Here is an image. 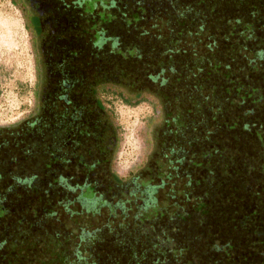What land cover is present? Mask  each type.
<instances>
[{"label": "trees", "instance_id": "obj_1", "mask_svg": "<svg viewBox=\"0 0 264 264\" xmlns=\"http://www.w3.org/2000/svg\"><path fill=\"white\" fill-rule=\"evenodd\" d=\"M22 1L30 9L29 27L33 30L40 47L44 80L48 77L50 68L44 62L45 58L41 52L43 43L39 37L38 28L43 30L44 24L50 22L57 30L62 26L68 29L65 30V39L60 40V43L65 42V48L60 47L58 55L55 56L57 62L61 64L52 66L59 74L56 83L59 85L60 92L56 98H49L47 105V98L39 96L38 120L35 117L33 125H29L30 131H27L30 136L35 133L38 138L45 137L46 134L49 135L48 138L60 136L65 139V141L62 139L59 145L48 144L46 147L50 154L47 162H50L53 154L60 155L65 152V168L54 167L52 170L43 171V174L58 169L63 171L55 173L49 186H55L72 195L80 194L78 199H68V202L80 201L88 205V211H92L90 208L92 203L89 202V198H83L81 188L95 182L99 184L98 177L102 176L104 167L110 165L117 144L109 147L108 140L111 135H108L105 127L98 128L93 114L94 98L88 93V87L91 84L117 86L137 96L144 93L151 94L159 100L163 112L162 125L156 129V132L162 131L164 134H169L174 140L184 136L186 138H182L179 147L164 149V142L162 139L160 142L158 140L162 132L157 135L155 140L158 141V147L161 146L163 155L162 159H159L161 162L156 163L155 168L158 172L165 173V177L152 181L145 193L150 192L152 198V195L159 193V190L169 181L171 189L168 188L165 199H172L173 204L182 200L181 204H184L188 212L191 209L196 212L195 196L199 193L203 196L207 194L206 201L210 200L208 186L215 182L212 178L214 177L215 180L216 172L212 173L209 169L208 175L206 169L192 167L190 157H196L200 160L199 165H203L202 162L206 163L202 158L203 154L212 150L215 155L211 164L213 167L217 162L225 161L229 152L230 157L236 156L235 162L239 160L243 162V169L246 170L245 173L249 179L248 184L243 185L247 195L235 201L250 205L248 208H251V211L248 214L243 213L241 218L236 212L229 216L226 228L210 226L205 221H200L196 223V227L201 228L203 232L193 234L190 238H180V223L176 221L178 218L174 219L172 226L166 228L168 226L166 224L167 232L164 229L161 236L159 235L163 243L154 241L137 231L134 232L137 234L133 236L141 235L145 242L149 241L148 243L152 245L151 249L157 254L156 264H264V231L261 230L263 223L261 219L259 220V217L264 216V147L257 135L259 131L264 133V0H208L209 5L206 8L203 4L197 5L196 0H173L175 5L170 6V9H167L168 4L164 3L168 2L167 0H162L160 5L152 0L147 7L146 16L141 17V22L135 27L128 26L120 15L125 11L129 12L132 1L126 7L118 4V9L114 13L119 16L112 24L103 26L100 42L99 38H94L92 34L84 38H75L77 29L89 31L87 21L84 17H79L74 9L77 7V0ZM126 8L129 10H125ZM181 8L186 11L181 12ZM67 9L70 11L68 16L70 25L64 27V22L67 20L63 13ZM162 13L163 16L173 14L172 19L176 14L179 15L176 16L175 23L170 22L166 16L165 22L157 24L158 19L163 21ZM198 13H201V17ZM34 17L38 18L37 23ZM53 34L55 39L61 37L59 33L56 36L55 33ZM129 49L137 50L134 58L123 57L127 55ZM120 53H123V56L119 55ZM213 65L223 66L234 78L239 77L244 85L257 88L261 95V102H257L258 97H256L255 100L246 99L240 106L233 104L237 90L229 91V84L226 81L229 74L221 73L214 76L212 80L206 81L203 78L205 74H209L207 68ZM229 77L232 80V76L229 75ZM42 86L41 92H43ZM60 96H65V99H61ZM105 113L103 114L107 117ZM64 116L65 120H63ZM165 117L172 122V118L181 120L184 127L181 130L167 128L169 124L164 125ZM40 124L44 126L34 130L35 126L38 127ZM58 124L65 127V132L57 131ZM102 133L106 135L105 143L100 141ZM115 133L118 135L117 127ZM247 144L253 147L250 148L253 149L254 154H244L243 147H247ZM32 146L36 148L35 145ZM33 150L29 148L27 152L30 153ZM178 151H182L179 156ZM17 161L19 158L11 163L18 166ZM88 165H95L92 174L87 168ZM71 168L83 173L85 180L83 184L74 180L73 175L65 176V169L70 174ZM84 169L88 172H84ZM180 171L182 174L179 175L183 176L182 185L174 180V176ZM202 171H207L206 175L201 176V179H207V185L197 186L191 178L201 180L196 175ZM109 174V177H115ZM0 176V206L6 208L7 216L9 209L6 202L9 197L11 198L13 190L18 187L30 190L37 188L39 176L38 174L18 176L11 175L9 172L1 173ZM61 179H65V183L54 182ZM156 180L160 183L156 184ZM233 191L241 193L239 189H233ZM178 193H182L179 199ZM46 199L51 203L48 206L49 209L46 208L47 202L44 204L37 202L35 209H39V212L35 215L34 221L21 216L17 221L18 236L14 239L10 238L11 236H4L0 240L3 244L0 243V249L6 250L11 256L17 258L31 251L36 255L41 246L36 241L43 244L49 238L55 239L60 234L64 236V242L61 245L55 239L57 243L51 242L53 245L51 249L54 251L56 247L58 251L61 249L69 253L72 238L75 236V248L71 249L72 252L76 251L73 253L75 255L81 252L83 247L87 252L93 250L94 246L100 242L103 232L115 235L122 231V226L117 225L123 220L113 224L108 220L94 221L99 211L89 213L90 215L75 213L65 208L67 204L63 201L56 198L53 201L49 196ZM153 200L158 204V197H154ZM229 202L232 200L229 199ZM111 203L115 204L113 201ZM124 205H121L124 207V212L132 209L129 205L128 207ZM253 205H257V208L255 209ZM44 210H50L52 216H46ZM65 210L76 226H69V228H75L76 234L81 233L79 236L73 234L71 229L64 234L67 226V224L65 226ZM120 213L119 217H124L122 210ZM126 214L129 216V212ZM114 219L117 220V217ZM47 220L56 227L54 232L43 228V223ZM19 222L34 225L33 228L39 226L42 230L33 234L34 229L30 226V230L24 232L25 228L23 229ZM81 228L90 230L88 233L91 235L83 237L85 230L81 231ZM94 229L97 230L94 231L95 233L92 231ZM154 237L157 238L158 235L155 234ZM135 240L139 241L142 249H135L132 258L134 264H140L148 244L146 246V243L137 237ZM173 251L179 252L174 254ZM86 259L89 258H81V260ZM85 264L90 263L86 260ZM128 264H133V261Z\"/></svg>", "mask_w": 264, "mask_h": 264}, {"label": "rangeland", "instance_id": "obj_2", "mask_svg": "<svg viewBox=\"0 0 264 264\" xmlns=\"http://www.w3.org/2000/svg\"><path fill=\"white\" fill-rule=\"evenodd\" d=\"M130 1H132L130 10L127 8L125 9L129 10V12L125 11L120 15L123 16L122 18L128 26L133 25L135 27V25H139L141 22V17L146 16L147 7L152 0H77V7H74V9L79 17H84L85 21H87L89 31L77 29L78 31L75 33V38H84L92 34L94 38H99L98 41L100 42L102 38L100 34L102 33L101 30L104 28L103 26L112 24L117 20V16H119L114 13V11L118 9V4H122V6L126 7ZM154 1L159 5L162 4V0H153V2ZM167 1L168 2H164L168 4L166 7L167 9L175 5L173 0ZM196 4H203L205 8L209 5L208 0H196ZM184 11L186 10L181 8V12ZM29 15L30 9L27 5L25 6L23 4L22 0H0V142H2V148L0 150V170L4 174L7 172L11 175L16 174L18 176L38 174L40 177L37 179V188L34 187L33 190L22 187L13 190L11 198L9 197L6 202V206L9 209V214L7 216L6 214L8 211L6 208L0 206V240L4 236H11L10 238L12 239L16 238L19 233L17 228V221L19 218L22 216L28 220L34 221L35 215L39 212V209H35V207H37V202H42V204L46 203L47 196L52 200L56 198L63 201L64 204H67L65 208L71 212L90 215L99 211L94 221L97 219L100 222H102V220H108L112 224L113 222L119 223V221L122 220L123 222L117 225L122 226L120 234L114 235L103 232L100 236V242L94 246L95 248L91 251L87 252L86 248L83 247L81 252L73 255V253L76 252H72L71 250L75 248V236L72 238L73 242L71 243L70 255L68 251L61 249L58 251L56 247H54L53 251L51 249L53 248L51 242L57 243L55 239H57L61 245L62 242H64V236L62 237L58 234L57 238H49V240L45 241L43 243L45 245L40 241H36L38 245H41L36 255L31 251L29 254L21 255L20 258L14 256L13 258L19 261H15L14 263L9 262V264H18V262L20 264H85L86 260L90 264H128L131 261H133L134 264L132 258L133 251L135 249L139 250V248L142 249L139 241L135 240V238L137 237L143 242L145 241L144 237L141 235H138L140 236L138 237L133 236V234L143 233L154 241L158 240V242L163 243L159 235L161 236L166 224H168L166 228L173 225L172 223L175 218H178L176 221L180 223V238H190L193 234H201L203 232L201 228L196 227V223L200 221H205L210 226L226 228L228 217L235 212L238 213L239 218L242 217L243 213H250L251 208H248L250 205L235 201V199L244 198V195H247L245 194L246 191L244 192L243 185L248 184L249 179L246 176V170L244 171L243 169V162L240 160L235 162L236 156L233 155L230 157L229 152L226 160L217 162V164L213 166L214 168L211 165L215 156L212 150H210L209 153L203 154L202 158L206 161V163H201L203 165H199L200 160L196 157H190L192 167L196 169H206L208 175L210 173L209 169H211L212 173L216 172L215 180L214 177L212 178L215 182L208 186L210 200L206 201L208 197L207 194L203 196L197 192L199 194L195 196L196 212L193 209L188 212L184 204H181L182 200L174 202L173 204L172 199H165V194L170 187L169 181L167 180V183L165 181L166 188L162 187L159 193L152 195V198L150 192L145 193V190L150 188V183L152 181L165 177V173L162 171L158 172L157 168H155L156 163L161 162L159 159H162L163 155L161 146L158 147V141L155 140L157 135L162 132H156V129L160 127L163 122L162 106L159 100L151 94L144 93L137 96L128 92V90L109 84L106 86L91 84L88 87V93L92 95L95 102L93 114L96 117L98 128L105 127L108 135H111L108 140L109 147L117 144L110 165L108 164V166H105L102 176L98 177L99 184L95 182L81 188L83 198H89V202L92 203V207H90L92 211H88V205L86 206L84 203H80V201L68 202V199H78L80 194L72 195L67 191L59 190L55 186H49V182H52L53 177L56 175L55 173H62L63 171H58V169L57 171L53 170V172L51 171L44 174L43 171L52 170L54 167L65 168V152L60 155L57 153L53 154L50 162H47L50 154L46 147L48 144L59 145L62 139L64 141L65 139L60 136L48 138L49 135L47 136L46 134L45 137L38 138L35 136V133L33 136L27 133V131H30L31 127L29 124L34 121L35 117L38 120L39 96L44 93V87L42 86L44 80L42 57L40 55V47L37 38L33 30L29 27ZM178 15L179 14H176L172 19L173 14H166L168 20L172 23L176 22V16ZM166 16H163L162 13L161 17L163 21L158 19L157 24H159V22H165L164 19H166ZM198 16L201 17V13H198ZM65 19L67 21L64 22V27L70 25L68 23L70 17L69 20L68 18ZM212 49L214 50V47ZM72 54L77 55L76 53ZM119 55L123 56V53ZM136 55V49H129L127 55L123 57L129 59L134 58ZM207 72L209 74L202 75L205 81L208 79L212 80L214 76L221 75V73L222 75H225V73L229 74L227 69H224L223 66L220 65L210 66L209 69L207 68ZM229 75L232 76V80H230L231 77H229ZM229 75L226 79L229 84V91L233 89L237 90V96L233 104L240 106L246 99L255 100L256 97H258L257 102H261V95L257 88L244 85L239 77L234 78L232 74ZM46 80L44 82H46ZM41 86L43 92H41ZM226 106H228V103H226ZM103 113H105L107 117H105ZM63 120H65V116ZM172 120L173 122L167 120L165 117L164 125L166 126L169 124L167 128H174L175 130H181L184 127L181 120L177 118H172ZM43 126V124H40L38 127L36 125L34 130L41 129ZM57 126V131L65 132V127H62L63 125L61 126L58 124ZM115 126L118 129V135L115 133ZM191 134L193 136V133ZM257 135L264 147V133L262 134L259 131ZM102 136H104V138ZM182 138L185 139L186 137H179L177 140H174L173 136L162 132L158 140L160 142L162 139V142H164L163 148L167 149L179 147ZM100 141L104 143L107 141L106 135L103 133ZM32 145H35L36 148ZM250 147L248 144L247 147H243V149H245V155L247 153L250 155L254 154L253 147ZM29 148H33L34 150L29 153L27 152ZM181 152L182 151H178V156ZM232 152L234 153V150H232ZM18 158V166L11 163ZM93 167H95V165L87 166L91 174L93 173ZM12 168L13 170L11 171ZM71 170L72 172L68 174V171L65 169V176L71 177V175H73L74 180H78L80 184H83L85 182L83 173L75 171V168H71ZM88 170L84 169V172H88ZM108 170L110 172H108ZM156 171L157 174L155 173ZM206 172H199L196 177L201 179V176L206 175ZM109 173L115 175V177H109ZM179 174H182L181 171L178 175L174 176V180L176 183L179 182L180 185H182L183 176ZM106 176L108 177L105 178ZM191 181L197 186L207 185V179L196 180V178H191ZM54 182L59 184L65 183V179L55 180ZM155 183L158 184L160 181L157 182L156 180ZM99 186L100 189L98 190ZM233 189H239L241 193H237L233 191ZM181 196L182 193H178V199ZM154 197H158V202L161 203L156 204V201L153 200ZM186 197H189V195H186ZM229 199H231L232 202H229ZM111 201L115 202V204H112ZM127 202H131V204H126ZM122 204H125L124 206L126 207L129 205L132 209H127V211L124 212V207L121 206ZM150 204H152V206H148ZM50 205L51 203L47 202L46 208L49 209L48 206ZM253 207L256 209L257 205H253ZM121 210L124 217H119L121 216ZM44 211L46 216H50L52 213L50 210ZM127 212H129V216L126 214ZM259 213L261 214L262 212L260 211ZM5 216L6 218L3 219ZM111 217H117V220ZM260 219L261 223H263L261 230L264 231V216L259 217V220ZM25 223L19 222V225L23 226V229L25 228L24 232H28L30 226L31 228L34 227V225H29V223L25 225ZM74 223L73 219L67 216L65 210V226L66 224L67 226L65 227L64 234L66 231H70L71 228H69V226H75ZM116 223H114V225ZM53 225L51 221L47 220L43 223V228H48L51 232H54L56 227ZM33 229V234H36V232L39 233V231L42 230L39 226ZM71 230H73V234H76L75 228ZM84 230L85 228H81V231ZM88 231L90 230H85L82 236H90L91 234H89ZM92 231L94 232L97 230L94 229ZM136 231L137 233H134ZM170 231L173 232V229L170 228ZM80 234L81 233L78 232L76 235L79 236ZM155 234L158 235L157 238L154 237ZM148 242L149 241L146 240L145 243L146 246L148 244V249L146 248V250H144L145 253L143 254L145 256L143 260H140V264H156L157 254L151 249L152 245ZM1 245L3 244L1 243ZM57 247L61 248L59 245H57ZM177 252L179 251H173L174 254H177ZM82 255L84 257H82ZM5 256L6 255L3 257L5 258ZM6 258H8V256H6ZM81 258L89 259L81 260ZM2 264H8V262Z\"/></svg>", "mask_w": 264, "mask_h": 264}, {"label": "flooded vegetation", "instance_id": "obj_3", "mask_svg": "<svg viewBox=\"0 0 264 264\" xmlns=\"http://www.w3.org/2000/svg\"><path fill=\"white\" fill-rule=\"evenodd\" d=\"M65 2H68V0H65ZM69 9L65 10V13H63V15L65 16V18H68L69 16ZM61 13V12H60ZM35 16V15H34ZM34 20L36 21V23L38 22V18L34 17ZM66 20V19H65ZM46 23V22H45ZM50 25V26H49ZM39 27V26H38ZM44 29H40V27L38 28V33H39V37L40 39H42V54L44 55V62L46 64V66H48L50 68L49 73H48V77L46 78V82L43 81V87H44V93L42 96H44V99L47 98L46 100V105L48 104V99L49 98H56V96L59 94V90H58V83H56L59 74L56 71L55 67H52L53 65L56 66V64H61L58 63L57 58L55 56L58 55V51L60 49V47H64L65 48V43H60L61 39H65V29L62 28L58 30L55 29L56 27H52V24H50V22H47V24H44ZM53 33H55L58 35V33L61 35L60 38L55 39L56 37H54ZM54 37V38H53ZM64 62V61H63ZM64 84V83H63ZM61 99H65V96H60ZM60 101V99H59ZM29 125H33L32 122ZM2 130V129H1ZM2 148V142H0V150ZM2 173V171L0 170V174ZM145 180V179H144ZM150 181V180H149ZM161 203V202H158ZM4 255L8 256V258L3 257ZM0 264L4 263V262H11L14 263L15 261H19L18 259H14L13 256H11L6 250L4 249H0ZM5 259V260H4ZM10 260V261H9ZM18 264H20L18 262Z\"/></svg>", "mask_w": 264, "mask_h": 264}]
</instances>
